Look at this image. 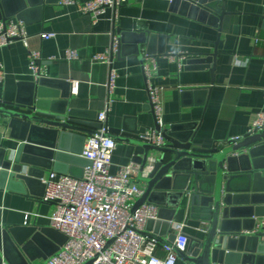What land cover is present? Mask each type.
I'll return each instance as SVG.
<instances>
[{
  "label": "crops",
  "instance_id": "crops-1",
  "mask_svg": "<svg viewBox=\"0 0 264 264\" xmlns=\"http://www.w3.org/2000/svg\"><path fill=\"white\" fill-rule=\"evenodd\" d=\"M38 1L32 0L36 5L24 10V19L12 15L6 20L24 21L31 36V47L43 56L41 73L52 81L49 90L56 92L59 98L62 94L69 95L70 107L95 126L99 122L97 114L111 100L106 120L109 128L123 125L130 130L154 128L150 84L162 89L164 124L199 122L194 144L198 148L223 149L233 138L249 133L258 113L264 112V0H222L226 14L221 32L180 13L181 8L175 9L172 0H126L117 9L108 8L97 22L89 15L79 13L74 6L58 2L38 5ZM79 1L85 3L88 0ZM10 2L7 5L12 6L13 11L17 9L15 3H20L18 0ZM115 24L124 30L147 31L154 35L150 46L153 52L145 53L143 63L134 55L135 41L126 43L121 56L111 54V63L95 60L97 54L109 50L113 35H117ZM44 31L56 32V36L42 39L39 33ZM219 33L215 80L212 82L210 68L199 60L204 53L215 50L214 42ZM68 49L75 50L80 58L67 59ZM0 64L4 70L0 80V100L27 99L35 76L29 68L28 49L23 42L16 40L0 48ZM112 70L117 77L110 90L108 83ZM72 79L80 82L77 95L71 94ZM208 86H211L209 96L202 89ZM116 141L113 172L132 161L127 156V143ZM151 155L155 156V153ZM64 162L73 175L81 174L82 162ZM143 178L146 176L139 175L137 180L144 195L148 184ZM145 201L149 202L148 199ZM0 208L4 212V221L47 226L55 205L3 190L0 191ZM189 208V204L182 206L173 221L187 222L185 232L190 243L191 238L201 240L206 237L208 222L193 217ZM165 209L169 213L170 208ZM27 212L31 215L26 220ZM203 224L206 229H201ZM153 229L165 240L174 233L172 226L171 231ZM160 244L157 252L164 255L163 244ZM34 264H45V260L38 258ZM177 264L191 263L178 256Z\"/></svg>",
  "mask_w": 264,
  "mask_h": 264
},
{
  "label": "water",
  "instance_id": "water-1",
  "mask_svg": "<svg viewBox=\"0 0 264 264\" xmlns=\"http://www.w3.org/2000/svg\"><path fill=\"white\" fill-rule=\"evenodd\" d=\"M10 1L0 0V21L12 15L24 19V10L36 5L32 0H18L20 3H15L17 9L13 11L7 5ZM58 1L39 0L38 5ZM172 5L181 8L180 13L221 32L226 14L222 0H172ZM115 32L119 40L118 56L131 41L136 42L134 55L142 63L145 53L152 54L154 35L150 32L124 30L116 24ZM219 41L220 33L214 42L215 50L204 53L199 60L210 68L212 82ZM38 74L27 99L0 100V191L15 192L42 203L45 201L41 179L45 172L55 170L73 175L64 161L89 164L80 154L86 138L98 133L102 123L95 126L83 120V115L70 107L69 95L62 94L59 98L49 90L51 79ZM202 89L209 96L211 86ZM154 128L162 133L164 146L143 140L140 134L146 128L130 130L123 125L109 129L110 136L127 143V156L141 164V175L154 157L152 171L143 178L148 184L145 193L133 204V211L146 199L159 206V218L149 220L143 234L172 246L174 233L165 240L153 228L171 231V221L182 206L189 204L192 216L208 222V229L204 239L191 238L187 251L176 249L180 257L191 264H264V233L249 234L256 219L264 216V124L238 139L233 138L221 150L194 145L199 132L196 121L165 128L155 120ZM153 152L155 156L151 155ZM166 207L170 208L169 213ZM3 213L0 208V264L46 260L67 241L65 234L50 225L15 224L4 221Z\"/></svg>",
  "mask_w": 264,
  "mask_h": 264
},
{
  "label": "built area",
  "instance_id": "built-area-1",
  "mask_svg": "<svg viewBox=\"0 0 264 264\" xmlns=\"http://www.w3.org/2000/svg\"><path fill=\"white\" fill-rule=\"evenodd\" d=\"M126 0H59L58 3L74 6L81 14H87L97 22L108 8L117 9ZM56 36V32L39 33L42 39ZM31 36L28 34L24 21L5 20L0 22V48L9 46L20 40L28 49L29 68L35 78L41 72L42 54L31 47ZM119 51L118 35H113V42L106 52L97 54L98 61L111 63V54ZM175 55V54H171ZM176 56V55H175ZM66 57L69 60L79 59L77 52L68 49ZM149 77L147 68L145 70ZM3 67L0 64V80L3 77ZM109 79V89L113 90L117 74L112 70ZM71 94L79 93V80H70ZM149 99L156 122L163 123L162 89L149 85ZM111 108L108 100L105 109L97 114L102 123L98 133L89 135L80 156L90 161L83 166L79 176L59 173L50 170L41 179L44 185L42 199L52 202L55 208L49 215L50 226L67 236V241L59 250L45 260V264H84L93 259V264H177L178 252H185L189 245V236L185 232L187 222L176 220L171 222L176 235L173 245L163 244L164 255H159L161 245L155 239L143 234L149 220H157L159 206L152 202H144L135 211L133 204L143 195V188L137 178L141 175V164L130 161L121 165L117 171H112L113 153L117 146L115 138L109 135L106 124ZM264 124V112H259L253 124V129ZM252 129V131H253ZM140 137L157 146H164L166 141L162 133L155 128H149ZM235 137L234 139H238ZM154 158H150L142 175L148 176L153 168ZM30 213L25 214L26 220ZM255 228L247 233H264V216L260 217ZM206 224L201 229H206ZM206 231V230H205Z\"/></svg>",
  "mask_w": 264,
  "mask_h": 264
}]
</instances>
